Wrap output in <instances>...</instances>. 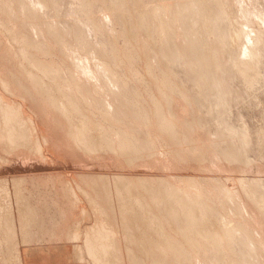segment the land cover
I'll return each mask as SVG.
<instances>
[{
	"label": "rangeland",
	"instance_id": "rangeland-1",
	"mask_svg": "<svg viewBox=\"0 0 264 264\" xmlns=\"http://www.w3.org/2000/svg\"><path fill=\"white\" fill-rule=\"evenodd\" d=\"M2 55L24 70L18 85L50 83L66 130L99 155L45 143L24 101L46 160L0 151V264H19V250L21 264H133L131 250L138 264H264L237 193L264 215V0H0ZM187 187L203 194L200 222L175 212ZM30 196L43 219L18 221ZM100 248L104 263L89 252Z\"/></svg>",
	"mask_w": 264,
	"mask_h": 264
},
{
	"label": "bare ground",
	"instance_id": "bare-ground-1",
	"mask_svg": "<svg viewBox=\"0 0 264 264\" xmlns=\"http://www.w3.org/2000/svg\"><path fill=\"white\" fill-rule=\"evenodd\" d=\"M19 27H21V26L19 25ZM10 50H11V48H10ZM7 51H9V50H7ZM12 55H13V53L11 52L10 56L12 57ZM5 56L6 55H2V56H0V58L1 57L5 58ZM20 66L21 65H18L19 69L17 68L16 72H14V71L12 72V69H10L8 64H6V61L4 59H0V83L2 85H6V86H1L2 89L0 88V151H3V153L6 156H8L7 161L9 162L13 156L24 155V157L28 158L29 153L33 154L36 158H39L41 160H46L45 145L42 142H39L37 140L38 129H37V126L35 124L36 122H35L33 117H31L30 115H27L25 113L24 101H26V100H30V102L33 104V106H35L36 116L39 117V120L41 121V125H44V127H45L44 129L46 131H44V134L46 136H43V137H45L44 138L45 143L49 142L52 145V146L51 145L50 146L54 147L57 150L58 149L60 150V148L62 150L63 148L66 149L67 147H69L70 152L68 151L69 152L68 154H71L73 156H78L81 153H82V155L85 154L86 156L87 155H93V154L99 155V151H98L97 146L88 145L86 143V141H83V143L80 144L79 142L74 140V136L70 133V131L66 130V128H68V126H69L68 122L70 120V117H72L71 111L67 107L54 106L53 103H50L49 97L47 96L48 94H50V89H51L49 86L50 83H46L40 78L35 79L34 78L35 75H33L32 77H29L31 79V80H29V82L22 83V84H25L26 87H22V85H18V83H16L17 76L15 74H18L19 76L24 75L22 72L24 70H22V67L20 68ZM49 67L52 68V71L50 73L52 75L51 77L55 78V81H56V79L61 80L60 70L56 65H54V64H50V65L41 64L40 65V68L43 70H46V71ZM7 69H9L10 73L12 74L11 78H8L5 74V70H7ZM48 72L49 71H47V73ZM62 83L63 82H60L57 84V86L60 87L61 89H62ZM227 84L230 85V83H227ZM31 90H33V91H31ZM34 91L35 92L40 91L41 95H37ZM10 97L11 98L13 97V99H11ZM37 102L39 103V105L36 104ZM74 108H76L80 111H82V109H85V106L82 102V97L78 98L76 105H74ZM53 109L59 110L61 112V114L58 113V115H56L53 112ZM174 117L176 120L178 119L177 116H174ZM103 126L105 127V125H103ZM105 129L102 130L103 135H106L104 133ZM62 131L63 132L65 131V132L63 133ZM42 132H43V129H42ZM195 133H197V130L195 131ZM198 135L199 136H196V138H195L196 140L200 139L199 137L201 134L199 133ZM59 138H60V140H59ZM215 142H218V141H215ZM29 143L31 144V148L29 147ZM132 144L135 145L134 141H132ZM76 148H77V150H76ZM132 149H135V147H133ZM217 149H219V148L217 147ZM52 150H50V151H52ZM138 150H139V148L136 149V152L134 154H139ZM77 151H82V152L80 154H78L79 152L77 153ZM218 151L221 152L220 149ZM218 151H214V152L212 151L213 152L212 155L217 156ZM54 152H56V151H54ZM62 152H64V151H62ZM66 152L67 151L65 150V153ZM61 153H59V154H61ZM228 153L230 154V152L227 151L226 154H228ZM134 154H131V157H133ZM229 154H228V156H229ZM218 156H221V153H218ZM211 157L219 165V162H221L218 160L219 158H216L213 156H211ZM81 158H82V156H81ZM145 161L146 160H144V162ZM146 163H147V161H146ZM112 164H113V162H112ZM146 166H148V164H146ZM201 168L209 170V168L205 164L201 165ZM217 169L219 172H223V173H230L231 172L230 170H227L226 168H222V166H219V168L217 167ZM214 171H215V169H214ZM88 177L89 176L87 175V180H88ZM89 178H91V177H89ZM101 178H103V176ZM94 180H96V179L94 178ZM98 180H99V178H98ZM191 180L195 181L193 176L191 177ZM152 181H154V180H152ZM92 182H96V181L91 180V181H88L86 184L89 186L90 185L93 186ZM252 183H254V182H252ZM97 185H98V183H97ZM196 185H197V183H196ZM185 192L187 193V195L182 194L180 196L175 197V200H177L179 202V205L181 207L180 209H177L175 207V212L177 215L183 214V217H185V219L190 220V218L192 217L193 219H195L194 222H200L198 216H199V212L201 210H198V205L201 203V200L203 199V194H201V192H199L196 188H193V187H187L185 189ZM241 192H240V190H237V193H238L239 199H240V203L247 213V217H245L246 222H248V224L252 227L253 232L259 237L258 240L260 242V246L263 249L264 248V223H263L264 222V215L261 213V211L256 206H252V204H250V201L246 200L247 197L249 198V196H247L245 199V197L243 196L244 194L242 195ZM256 192H257V190H256ZM74 195L76 197V194H74ZM146 195H148V193ZM143 197H142V199H143ZM24 198L26 201L25 208L27 210H30L29 211L30 213L27 214L28 217H25V219H22V217L17 216L18 221L25 220L26 222H35L36 220L43 219V215L40 214L39 208L37 206L33 205L32 201H31L32 197L30 196V197H24ZM146 198H148V196ZM148 199H150V198H148ZM69 203L71 204V202H69ZM258 204L260 205V203H258ZM154 209H155V207H154ZM151 211H153V210H151ZM181 211H182V214H181ZM187 211H190L189 216L186 214ZM83 213H84V216L86 217V210L83 209ZM171 216H173V215H171ZM167 218H168V216H167ZM12 220L14 221V218L10 217L9 222H12ZM171 221H173V220H171ZM171 221L169 220V222H171ZM175 222H177V221H175ZM57 225L58 224H56L55 227H58V229L61 232V230H62V227H60L61 224H59L58 226ZM56 233H58V232L56 231L55 234ZM56 236L61 238L60 235H56ZM28 237H30V236H28ZM32 237H33L32 239H34V236H32ZM35 238H37V237H35ZM55 240H57V239H55ZM25 241H27V240H25ZM33 241H31V242H33ZM73 245H74V248H76L78 250L79 255H82L81 246L79 244H73ZM89 252L91 254H93L95 257H97L103 263H104L103 258L106 259L111 254L110 251L109 252L107 251V254H104L106 252L102 248L99 249L98 253L97 252L92 253L90 250H89ZM131 252H132L131 255H129L130 257L128 256L129 261L132 262L133 264L140 263L139 257L132 250H131ZM263 252H264V249H263ZM263 252H262L260 260H262V257H264ZM20 253H21V251L19 250L18 256H17L19 264L22 263L21 262L22 258L20 256ZM122 256H124V255L121 254L119 259L117 258L118 264H128V263L122 262ZM124 258H125V256H124ZM224 258H225V262H227V260L229 259L227 256H224ZM79 259H82V257H79ZM263 261H264V259H263ZM213 262H214V264H222L218 258H216ZM193 264H197V263L194 262Z\"/></svg>",
	"mask_w": 264,
	"mask_h": 264
}]
</instances>
